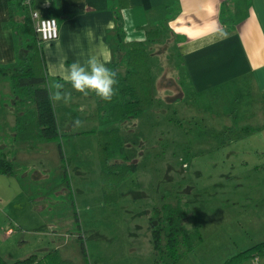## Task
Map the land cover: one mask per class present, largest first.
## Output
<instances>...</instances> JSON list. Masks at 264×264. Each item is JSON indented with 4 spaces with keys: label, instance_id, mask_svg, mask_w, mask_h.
I'll return each instance as SVG.
<instances>
[{
    "label": "rangeland",
    "instance_id": "374dc122",
    "mask_svg": "<svg viewBox=\"0 0 264 264\" xmlns=\"http://www.w3.org/2000/svg\"><path fill=\"white\" fill-rule=\"evenodd\" d=\"M168 65L156 87L153 77L152 106L133 129L120 125L125 144L135 149V172L112 195L101 191L98 123L87 118L94 95L55 101L60 130L73 135L28 151L13 142L12 95L0 79V158L15 166V176L0 175V256L6 262L57 250L73 264H157L148 217L179 199L202 238L194 264H222L264 243V101L248 88L191 94L172 50Z\"/></svg>",
    "mask_w": 264,
    "mask_h": 264
},
{
    "label": "crops",
    "instance_id": "0c3cea01",
    "mask_svg": "<svg viewBox=\"0 0 264 264\" xmlns=\"http://www.w3.org/2000/svg\"><path fill=\"white\" fill-rule=\"evenodd\" d=\"M126 1L120 14L124 10L128 18L126 21L121 15L124 29L127 23L132 37L127 41L143 44L152 89L153 77L156 87L155 82L169 74L172 50L183 65L191 94L248 88L264 101V0ZM224 2L231 6L232 31L220 23L219 11ZM117 4L118 0H33L35 10L43 16H53L58 23V38L42 43L51 96L56 91L53 83L63 84L60 91L70 92L73 99L79 96L66 79L74 62L83 64L95 56L109 67V38L114 30L112 8ZM8 14V1L0 0V66L15 62V35L4 27ZM148 32L155 33L148 39ZM124 34L126 37L125 30ZM71 104L79 105L74 101ZM133 122H129L132 129ZM128 139L134 145L130 134ZM129 151L133 156L135 149ZM242 264H264V258Z\"/></svg>",
    "mask_w": 264,
    "mask_h": 264
},
{
    "label": "trees",
    "instance_id": "16d2710c",
    "mask_svg": "<svg viewBox=\"0 0 264 264\" xmlns=\"http://www.w3.org/2000/svg\"><path fill=\"white\" fill-rule=\"evenodd\" d=\"M9 19L4 26L15 35V62L0 66V79L8 81L12 95L11 113L14 119L13 142L25 145L26 150H35L39 144L72 136L58 126L54 102L47 86L48 74L43 55L42 42L35 33L31 18V6L22 0H7ZM126 0H118L112 8L114 30L109 40L112 45V62L109 68L118 73L117 93L105 101L95 92V108L87 116L98 123L96 153L100 167V185L103 195L116 194L119 185L135 172V159L124 142L120 125L138 118L152 106V81L143 44L125 40L124 24L120 10ZM229 2L220 7V23L228 30L234 28ZM45 18H54L44 15ZM155 32H148V39ZM1 105V94H0ZM60 149V145H59ZM61 160L64 157L59 150ZM0 158V175L15 176L12 159ZM134 161V162H133ZM63 183L68 191L70 184L67 170L62 166ZM73 220L80 230L74 202ZM151 227V244L157 264H194L191 257L201 244L198 226L194 223L187 203L178 200L176 206L164 204L154 208L148 217ZM79 242L83 244L80 236ZM83 248V247H82ZM84 251V248H83ZM85 254V252H84ZM264 258V243H257L226 259L222 264H242L248 260ZM0 264H73L61 259L57 250L43 257L32 255L26 259L8 263L0 256Z\"/></svg>",
    "mask_w": 264,
    "mask_h": 264
},
{
    "label": "clouds",
    "instance_id": "9594fccd",
    "mask_svg": "<svg viewBox=\"0 0 264 264\" xmlns=\"http://www.w3.org/2000/svg\"><path fill=\"white\" fill-rule=\"evenodd\" d=\"M121 15L125 17L124 10ZM127 33L125 39L130 40L131 34L128 33L127 23L125 25ZM67 81L71 83L72 88L87 95L89 91H93L105 101H110L117 93V85L119 84L118 73L116 70L109 68L105 63H102L95 56L89 57L83 64L79 61L74 62L69 70ZM52 87L56 91L52 94V99L55 101L64 100L68 102L71 99L70 92H61L64 85L53 83ZM80 122L77 121V124Z\"/></svg>",
    "mask_w": 264,
    "mask_h": 264
},
{
    "label": "built area",
    "instance_id": "2783aa9c",
    "mask_svg": "<svg viewBox=\"0 0 264 264\" xmlns=\"http://www.w3.org/2000/svg\"><path fill=\"white\" fill-rule=\"evenodd\" d=\"M33 0H22L27 6L32 5ZM31 18L34 24L35 33L42 43H51L58 38V23L55 18H45L32 6Z\"/></svg>",
    "mask_w": 264,
    "mask_h": 264
}]
</instances>
